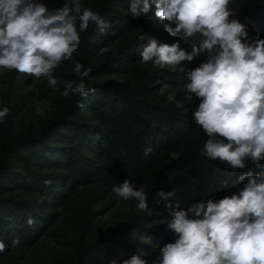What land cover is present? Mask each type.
<instances>
[{
  "label": "trees",
  "instance_id": "16d2710c",
  "mask_svg": "<svg viewBox=\"0 0 264 264\" xmlns=\"http://www.w3.org/2000/svg\"><path fill=\"white\" fill-rule=\"evenodd\" d=\"M43 3L54 10L65 0ZM81 6L98 12L110 27L101 34L90 25L80 33L78 54L55 70L60 91L53 89L50 117L34 129L16 130L14 117L33 92L15 70L0 80V110L9 109L0 123V241L6 245L0 261L17 254V259L35 262L34 250L47 238L55 244L40 257L43 264H122L134 254L151 264L150 253L176 239L167 227L172 216L160 191L175 192L170 200L184 209L238 193L244 187L236 183L241 174L264 172V161L257 166L247 160L246 168L233 170L208 159L203 154L208 137L194 122L193 106L178 105L160 91L164 82L186 85L190 71L169 73L141 63V46L150 37H171L167 22L155 19L154 5L140 17L129 12L130 0H81ZM229 7L235 14L231 18L248 26L250 38L259 33L264 39V0H232ZM101 47L111 51L100 55ZM181 47L191 51V42L181 41ZM206 60L202 50L187 63L194 69ZM76 62L92 69L86 84L95 92L65 98L64 82H79ZM145 148L152 149L149 155ZM126 179L143 186L148 209L136 206L129 218L103 229L95 221V205ZM14 238L20 240L17 247H12Z\"/></svg>",
  "mask_w": 264,
  "mask_h": 264
},
{
  "label": "clouds",
  "instance_id": "9594fccd",
  "mask_svg": "<svg viewBox=\"0 0 264 264\" xmlns=\"http://www.w3.org/2000/svg\"><path fill=\"white\" fill-rule=\"evenodd\" d=\"M232 0H130L134 17L147 15L164 24L175 43L150 37L141 46V63L154 67L179 68L192 62L203 50L207 60L188 74L186 98L200 100L194 122L208 137L203 154L231 169H244L246 161L260 166L264 161V39L249 37L248 26L231 18ZM90 25L104 34L110 27L98 12L81 6V0H65L63 7L50 10L39 0H0V69L17 71L33 79L46 80L60 91L54 73L64 61L78 54L80 33ZM144 39L143 36L140 37ZM191 42V51L181 47ZM103 55L111 49L101 47ZM79 82L65 81L61 95L87 97L86 80L92 69L76 62ZM83 106V105H81ZM9 109L0 110V123ZM145 148V155L151 153ZM51 184V180L45 181ZM236 183L244 187L222 199H206L181 209L172 203L175 192L160 191L172 218L167 223L176 239L160 247L151 264H264V172L241 174ZM124 201L133 200L137 209H148L143 186L125 180L112 188ZM29 218L27 224L34 225ZM20 244L12 240V247ZM6 245L0 241V253ZM122 264H149L134 254Z\"/></svg>",
  "mask_w": 264,
  "mask_h": 264
},
{
  "label": "rangeland",
  "instance_id": "374dc122",
  "mask_svg": "<svg viewBox=\"0 0 264 264\" xmlns=\"http://www.w3.org/2000/svg\"><path fill=\"white\" fill-rule=\"evenodd\" d=\"M39 2H44V0H39ZM147 21H151V19H147ZM150 24L152 26L158 25L156 22L151 21ZM173 37H165L159 39L161 43L171 44ZM197 65L196 67H198ZM60 66L57 67L60 68ZM183 71L179 68L177 69H169L166 67H160L158 69H162L169 73H182L185 71H191L193 69L192 63L184 62L182 65ZM7 70L0 69V80L4 79V76ZM24 78H27L28 88L27 90L32 91V98L29 102L24 105L22 111L18 113L14 117V126L16 130L27 129V128H36L37 124L44 119L50 117L53 113L52 107V96L53 89L47 85L46 80L40 79L36 80L32 77H28L23 74ZM111 78L117 80H123L124 77L113 75ZM161 93H164L167 98L175 101L178 105L186 103L191 104L193 106V110L195 111L200 103V100L193 96L191 100L187 99V89L185 85H175L171 86L169 84H164L160 88ZM180 93V94H179ZM179 98H183V101H180ZM136 202L133 200L124 201L121 198H118L116 194L108 195L104 200L99 201L95 205V209L98 211L97 216L95 218L96 223L103 229L111 228L127 218H129L133 213H135ZM55 243L50 242L47 238H42L38 243V249L34 250V256L36 257V261L27 263L25 260L17 259V254H10L8 258L0 261V264H43L41 260V256L44 255L45 252H48L50 246H53ZM157 251H152L149 255V258L154 260L157 256Z\"/></svg>",
  "mask_w": 264,
  "mask_h": 264
}]
</instances>
